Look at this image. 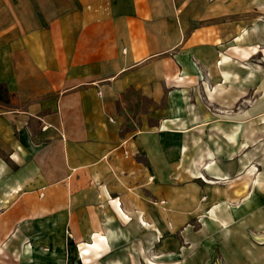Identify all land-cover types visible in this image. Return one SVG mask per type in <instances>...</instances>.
Instances as JSON below:
<instances>
[{
	"label": "crops",
	"instance_id": "crops-1",
	"mask_svg": "<svg viewBox=\"0 0 264 264\" xmlns=\"http://www.w3.org/2000/svg\"><path fill=\"white\" fill-rule=\"evenodd\" d=\"M256 2L0 0V264H153L156 236L264 264Z\"/></svg>",
	"mask_w": 264,
	"mask_h": 264
},
{
	"label": "rangeland",
	"instance_id": "rangeland-1",
	"mask_svg": "<svg viewBox=\"0 0 264 264\" xmlns=\"http://www.w3.org/2000/svg\"><path fill=\"white\" fill-rule=\"evenodd\" d=\"M251 1H252L251 3L252 7L250 9V19H251V24L253 26V25H257L258 23H260V18H259V13H258V8H259L258 3L256 2V0H251ZM241 2L242 0H240V3ZM235 18L237 22V21H241L243 17L240 14V15L235 16ZM251 62H254V63L258 62V58L257 57L254 58L253 60H251ZM247 95L248 96L246 98H241L240 100H237L231 108H228V109L227 108H224V109L216 108L215 111L220 116L218 117V119H221V118L224 119L223 118L224 116H235L236 115L237 117L239 114H241L244 108H246L249 105H253L256 100V94L254 92H250ZM237 124L239 123L237 122V118H236V125ZM251 126L252 127L250 128V131L245 130L244 132H242L240 130V132L237 133V135H239L240 137V140L249 141V142L258 140L257 138L259 134H258V131H255V129L253 128L254 123H252ZM201 130L196 135H199V137H201L202 139H209L211 137L209 132H205L203 130V132L201 133ZM218 181L219 180H217V183ZM220 182L222 181H219V183ZM190 224L193 227V231H196L197 224L195 223V220L190 221ZM190 230L192 231V229ZM164 238L165 239H163L162 243H158L159 238L156 236L155 238L156 243L154 245L149 246L148 249L146 248V251L149 254L148 258H150L153 264H194V263H190L191 262L190 259L195 253L194 254L192 253L184 254L183 253L184 251L183 247L185 245L184 240L180 239L178 236L176 237L165 236ZM188 238H190V236H188ZM161 241H162V238H161ZM218 246L219 245H217V243L209 244V246L207 247L205 246L207 253L202 254V257L204 258V260L201 262L195 263V264H225L220 254V251L218 249ZM194 247L195 245H188V249L190 251L194 250L195 249ZM139 250H140V254L133 252L132 254L134 257L132 258V260L126 261L125 263L126 264H143V262L141 261V255H142L141 248H139Z\"/></svg>",
	"mask_w": 264,
	"mask_h": 264
}]
</instances>
